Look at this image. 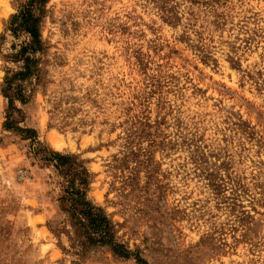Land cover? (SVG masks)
Wrapping results in <instances>:
<instances>
[{
  "label": "rangeland",
  "instance_id": "374dc122",
  "mask_svg": "<svg viewBox=\"0 0 264 264\" xmlns=\"http://www.w3.org/2000/svg\"><path fill=\"white\" fill-rule=\"evenodd\" d=\"M26 1L0 0V84ZM41 36L20 126L87 170L128 255L85 242L0 95V264H264V0H49Z\"/></svg>",
  "mask_w": 264,
  "mask_h": 264
},
{
  "label": "trees",
  "instance_id": "16d2710c",
  "mask_svg": "<svg viewBox=\"0 0 264 264\" xmlns=\"http://www.w3.org/2000/svg\"><path fill=\"white\" fill-rule=\"evenodd\" d=\"M48 2L49 0H27L6 22V31L13 38L24 35L26 40L12 45L10 52L2 56L4 76L0 84V95L6 104L3 128L28 141L33 158L49 164L61 177L58 199L66 204V210L85 242L110 246L118 256L127 257L128 252L113 242L111 222L100 208L87 199V170L75 157L44 148L33 129L20 126L24 115L17 104H27L36 89L43 87L46 82L43 63L48 46L41 36V24ZM136 261L137 264H145L138 256Z\"/></svg>",
  "mask_w": 264,
  "mask_h": 264
}]
</instances>
